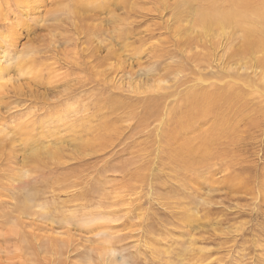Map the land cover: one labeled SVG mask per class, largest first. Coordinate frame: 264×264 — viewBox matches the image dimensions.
<instances>
[{
    "label": "rangeland",
    "instance_id": "374dc122",
    "mask_svg": "<svg viewBox=\"0 0 264 264\" xmlns=\"http://www.w3.org/2000/svg\"><path fill=\"white\" fill-rule=\"evenodd\" d=\"M29 1L2 6L9 22L16 23L12 12L22 20L0 29L2 66L12 69L35 55L38 67L32 73H39L46 89L52 84L58 91L74 75L68 70H80L71 71L69 63L79 65L78 52L89 53L96 44L97 58L86 67L98 75L85 68L80 75L89 83L71 89L70 99L51 104L46 112L31 98L22 116L0 120V134L8 137L16 121H30L36 137L48 135L36 142L39 157L15 136L18 158L1 179L9 188L0 195V264H264V250L256 246L264 247L256 227H264V221L255 219L264 181V63L257 64L264 62V50L244 53L241 30L228 24L189 22L192 7L186 4L179 8L188 10V19L176 21L174 0H99L109 3L110 11L101 6L95 18L89 13L85 22L100 30L94 46L86 42L91 31L85 26V33H75L85 37L81 45L66 38L76 13L71 7L78 1ZM224 8L236 7L226 3ZM253 39L244 36L243 41ZM13 72L0 83L44 90L28 81L31 74ZM230 97L233 103L225 104ZM207 110L213 114L204 115ZM7 151L1 145L0 156ZM70 154L79 159L71 160ZM23 155L30 161L22 163ZM177 157L199 162L192 171H178L175 167L183 163ZM20 175L33 185L25 183L21 194L20 187L17 193L10 190ZM19 195L22 201L29 198L16 208ZM189 212L192 225L185 223ZM113 249L119 259L110 255Z\"/></svg>",
    "mask_w": 264,
    "mask_h": 264
},
{
    "label": "bare ground",
    "instance_id": "6f19581e",
    "mask_svg": "<svg viewBox=\"0 0 264 264\" xmlns=\"http://www.w3.org/2000/svg\"><path fill=\"white\" fill-rule=\"evenodd\" d=\"M25 0H0V29H2V27H7L8 26V24H15L13 27H16V23H17V21H22L21 20V18L19 17V15L17 14V13H14V12H12V15H13V17H14V19L13 20H15L16 21V23L15 22H9V20H8V17H7V15H6V13L5 12H3L2 11V6L4 5V6H6V7H10V6H19L20 5V3L21 2H23V3H25L24 2ZM27 1V0H26ZM29 1V0H28ZM76 1H78V3L77 4H75V5H73L71 8L72 9H75L76 10V13H75V15H71V17H73V21H71V28H70V36L68 35V37H66L68 40V42L70 41V40H72V41H74L75 43H79V44H83L84 42H82V41H84L83 39L85 38V37H83V38H80V37H77V36H75V33H77V34H81V33H85V32H83L84 31V26H85V28H87V31H88V29L91 31H89L90 33V36H87L86 38V42H90L91 44L94 42V36L97 34L98 35V33L97 32H99V30H100V28L97 26V25H93V24H87L86 22H85V18H87L90 14L94 17V16H96V11H97V9H99V7H101V6H103L102 8H107V9H109L108 11H110V8L111 7H109V3H107V2H104L103 4H100V1L99 0H76ZM113 2H110V3H117V4H120V3H124L125 1L124 0H112ZM124 1V2H123ZM164 1V0H163ZM162 1V2H163ZM91 3L89 6L87 5V3ZM95 2H97V3H95ZM168 2V1H167ZM28 3V2H27ZM39 3V2H38ZM114 3V4H115ZM164 3H165V1H164ZM226 3H229L230 4V6H233V7H236V8H238L239 9V11L238 10H235L234 8H229V9H225L224 8V6H225V4ZM93 4H95V5H93ZM125 4V3H124ZM166 4V3H165ZM184 4H186L185 5V7L187 8H190V7H192L191 8V10H190V14L188 15L189 16V19H190V21L189 22H192V23H199L200 25H202L203 27H207V26H209V25H217V26H221V25H226V24H228V25H230V26H232L233 28L232 29H239V30H241V32H242V34H243V37H242V47H243V49H244V53L245 52H247V51H249V50H254V51H258V50H264V3H263V1L262 0H252L251 2L249 1V0H174L173 1V4H171L172 6V9H173V13L170 11V13H172L173 14V18L176 20V21H178V20H180V17H186V14L188 13V10L186 9V8H179V7H183V5ZM32 5V4H31ZM30 5V1H29V6H31ZM22 6H27L26 4H24V5H22ZM71 6V5H70ZM113 6V5H112ZM167 6V5H166ZM28 7V6H27ZM120 7H122V6H120ZM124 7H125V5H124ZM168 7V6H167ZM260 7V8H259ZM32 10H34V7H33V5L30 7ZM65 8V7H64ZM165 8V7H164ZM71 9V10H72ZM78 9L80 10H82L83 12L84 11H86V12H84L85 14H80V13H78ZM171 9V10H172ZM214 10V11H209V10ZM60 10H62L63 11V8L62 9H60ZM106 10V9H105ZM137 11H138V9H136ZM87 11H89V12H87ZM102 11V10H101ZM136 11V12H137ZM144 11V10H143ZM250 11H251V13H250ZM9 12V11H8ZM60 12V11H59ZM74 12V11H73ZM248 12L250 13V14H248ZM72 13V12H71ZM90 13V14H89ZM140 13V12H139ZM138 13V14H139ZM142 13V12H141ZM246 13V14H245ZM140 15V14H139ZM246 15H248V16H246ZM68 17H70L69 15H67ZM66 17V16H65ZM95 18V17H94ZM113 18V17H112ZM68 19V18H67ZM186 19H188L187 17H186ZM5 20H7V22H5V24H4V21ZM67 21V20H66ZM97 21V20H96ZM57 22V21H56ZM22 22H18V24H20V25H22L21 24ZM24 23V22H23ZM53 24H56V23H53ZM55 26V25H54ZM13 27L11 26V28L13 29ZM27 27H29V25L27 26ZM56 27H57V25H56ZM55 27V28H56ZM59 27V26H58ZM57 27V28H58ZM24 29V28H23ZM61 29V28H60ZM153 29V28H152ZM10 30V29H9ZM16 30V32H17V29H15ZM68 30V29H67ZM8 31V30H7ZM19 31V30H18ZM72 32H74V34H72ZM174 34H176V32H177V28L176 27H174ZM6 33V32H5ZM8 33V32H7ZM18 33V32H17ZM88 33V32H87ZM3 35V34H2ZM19 35H20V33H19ZM82 35V34H81ZM120 35V34H119ZM231 35V34H230ZM85 36V35H84ZM236 36V35H235ZM244 36L245 37H253L254 39L253 40H249V41H243V39H244ZM13 37V36H12ZM90 39H89V38ZM2 38V37H1ZM0 38V47L4 44L3 43V39H1ZM10 38V37H9ZM15 38V37H14ZM17 38H18V36H17ZM16 39V38H15ZM89 39V40H88ZM14 40V39H13ZM235 40V39H234ZM9 41V40H8ZM11 41V40H10ZM16 41V40H15ZM66 41V42H67ZM230 41V40H229ZM232 41H233V39H232ZM236 41V40H235ZM12 42V41H11ZM14 42V41H13ZM36 42V41H35ZM64 42V41H63ZM3 43V44H2ZM90 43H88V44H90ZM11 44V43H10ZM67 44H69V43H67ZM81 44V45H82ZM70 45H71V43H70ZM93 45V44H92ZM95 45V46H94ZM93 46V48H91L90 50H88V51H90L89 53H84L83 51H84V49L81 51V52H78V53H80V55L78 56L79 57V65H77L78 64V62H76V61H73V62H70L69 64V68H72V70L71 71H73V70H76V69H80L78 72H75V73H73V72H70V70H68L67 71V75H70V74H74L73 76H72V78H69L68 80H66L67 81V83H65V84H63L62 86H61V89L60 90H58V91H56V89H54L56 86H54V85H48L47 87L49 88V90L48 89H46V86L43 84L42 85V83L43 82H45V81H43L42 83L40 82V81H38L37 80V78L39 77V73H38V75H35L34 73H32L35 69H36V67H38V66H34V64H35V62H36V56L35 55H33V56H31V57H28L27 59H22L21 61H19L18 62V66H17V64H16V67L15 68H10V66L9 67H7L6 69L3 67V66H5V65H3L2 66V64L0 63V80H1V78L7 73V75H9L8 73L9 72H15L17 75H21L22 77L25 75H29V74H31V77H29V78H31L32 80H28V81H30V82H33L36 86H39V87H42L44 90H41L40 92H39V89H31L32 87L30 86V85H28V89H27V91H26V89L24 90L23 88H21V86L20 87H17V85H16V87H9V85H7L6 83H0V86H1V88L3 87V86H5V84H6V86L5 87H3L2 89L0 88V120H1V123H3V122H5V120L4 119H9V117H12V118H15L17 115H18V117L19 116H22L25 112H21V110L22 109H24V103L27 101V100H29L30 101V99L32 98H34V99H36V100H34L33 99V103L34 102H41V103H43L46 107H43L42 109L44 110V112H46L50 107H51V104H54V103H58L59 101L61 102L62 100H63V98L64 97H66L67 99H70L72 96H70L72 93H73V91L71 90V89H73L74 87H76V86H82V87H84V86H86L88 83H89V80H85L84 79V77H83V75L81 76L80 75V73H82V71L86 68L87 70H89L90 72H91V74L93 75L94 74V77H96L97 75H98V72H96L95 70H91L89 67H86L87 66V63L88 62H90V61H94L96 58H97V56H96V53H97V51H99V50H97V48H98V46L96 45V44H94ZM11 46V45H10ZM44 46V45H43ZM47 46H48V44H47ZM74 46H76V44L74 45ZM126 46V45H125ZM124 46V47H125ZM78 47V46H77ZM90 47H91V45H90ZM97 47V48H96ZM100 47V46H99ZM240 47V46H239ZM82 48V47H81ZM67 49V48H66ZM101 49V48H100ZM235 49V48H234ZM32 50V49H31ZM114 50V49H113ZM212 50H213V48H212ZM232 50V49H231ZM230 50V51H231ZM240 50V49H239ZM235 52V50H233V53ZM23 53V52H22ZM232 53V52H231ZM237 53V52H236ZM239 53V52H238ZM241 53L243 54V51H241ZM21 55V54H20ZM64 55H65V53H64ZM73 55V54H72ZM98 56H99V54H98ZM5 57V56H4ZM75 58H76V55H75ZM261 58H264V56H262ZM42 59V58H41ZM48 59V58H47ZM67 60V59H66ZM66 60H65V63H66ZM45 61V60H44ZM97 61V60H96ZM43 62V61H42ZM76 62V65L74 64ZM39 63V62H38ZM263 61H257V64L259 65V66H261V65H263ZM92 64V63H91ZM99 64V63H98ZM38 65V64H37ZM42 65V64H41ZM95 65H96V62H95ZM93 66V65H92ZM56 67V66H55ZM47 68V67H46ZM57 69V68H56ZM46 70H48V69H46ZM55 71V70H54ZM13 72V73H14ZM36 72H38V71H36ZM66 73V72H65ZM15 74V75H16ZM48 74H50L49 72H48ZM53 74H51V76H52ZM11 76V75H10ZM50 76V75H49ZM56 76H57V74H56ZM263 76V75H262ZM19 77V76H18ZM21 77V78H22ZM41 77V76H40ZM52 77H54V76H52ZM70 77V76H69ZM242 78V77H241ZM263 78H264V76H263ZM50 79V78H49ZM99 79V78H98ZM40 80V79H39ZM43 80V79H42ZM46 80H47V78H46ZM92 80H93V77H92ZM96 80V79H95ZM53 80H51V81H48L49 83H51ZM56 81V83L58 82V80H55ZM97 81V80H96ZM186 82V81H185ZM15 83V82H14ZM218 83V82H217ZM12 84V83H11ZM15 84H17V83H15ZM46 84V83H45ZM57 84H60V83H57ZM56 84V85H57ZM94 84H96V82H94L93 83V85ZM177 85H178V83H177ZM12 86H13V84H12ZM15 86V85H14ZM26 86V85H25ZM50 86V87H49ZM212 86H213V84H212ZM93 88V87H92ZM218 88H219V86H218ZM228 88H230V87H227V90H230V89H228ZM54 89V90H53ZM77 89V88H76ZM51 90H53L52 92H51V94L49 95L48 94V91H51ZM75 90V89H74ZM160 90V89H159ZM213 90V89H212ZM215 90H217V89H215ZM214 90V91H215ZM226 90V91H227ZM205 91V90H204ZM208 91V90H207ZM206 91V92H207ZM54 92H56V94H54L53 95V93ZM206 92H204V94H205V96H206ZM216 92V91H215ZM218 93H220L219 91H217ZM231 92V91H230ZM31 94H32V97H31ZM203 94V93H202ZM208 94V93H207ZM209 94H210V92H209ZM234 94H236L235 93V91H234ZM89 95V94H88ZM62 96V97H61ZM233 96V95H232ZM231 96V97H232ZM237 96V95H236ZM214 97V96H213ZM227 97V96H226ZM231 97L227 100V99H225V100H227V101H225V104H227V105H230V103H233L232 102V100H231ZM210 98V97H209ZM208 98V99H209ZM222 99H223V97H221ZM236 99V98H235ZM234 100V99H233ZM100 100H98V102H99ZM96 102H97V100H96ZM97 102V103H98ZM93 103V102H92ZM208 103H209V105H213L214 103H215V101L213 102L212 101V99H210L209 101H208ZM246 103V102H245ZM224 104V103H223ZM224 104V105H225ZM97 105V104H96ZM217 106V103L215 104V107ZM235 106V105H234ZM212 107H214V105L212 106ZM219 107H220V105H219ZM236 107V106H235ZM221 108V107H220ZM85 109H87V108H85ZM206 109H207V107H206ZM209 109V108H208ZM211 109H214V108H211ZM219 110V109H218ZM229 110V109H228ZM225 112V111H224ZM218 113V112H217ZM204 115H212L213 114V112H211V111H209V110H207L206 112H204L203 113ZM242 114V113H241ZM217 116L216 117H220L221 115L220 114H216ZM220 115V116H219ZM28 117V116H27ZM206 117V116H205ZM17 118V117H16ZM11 119V118H10ZM35 119V118H34ZM15 121V120H14ZM24 121H26V120H24ZM33 121V120H32ZM224 121H225V119H224ZM19 122H17L16 121V123H15V126L13 127V128H11V136L10 137H8V134H4V135H2V134H0V148H1V145H4V146H7L8 147V151L6 152V153H4L3 155H4V157H1L0 156V186L2 187V191H0V195H2V194H4V191H6V190H8V189H5V188H9V185L7 184V186H3L4 184H2L3 183V181L1 180L2 178H4L5 177V175L7 176L8 174L6 173L7 171H9L10 170V163H12V162H16L17 161V158H18V150L20 149L19 147H17L16 146V144L14 143V139H15V136L16 137H18L22 142H21V144H24V148L23 149H26V150H29V151H31L32 153H34V155L36 156V157H39V153H40V150H38L37 149V147H35V145H39L38 143L36 144V142H37V140L38 139H41V138H45L46 136H48V135H46L47 134V132H45V134H42V137L40 138V137H36V135L35 134H33L32 132H31V130L33 129V127H32V125L31 126H29L30 125V121H27V122H24V123H21V124H18ZM44 124L45 125H48V126H52V125H50V124H46L45 122H44ZM3 125V124H2ZM1 125V126H2ZM213 128H214V125L212 126ZM10 128V127H9ZM42 128V127H41ZM34 130V129H33ZM208 130H209V128L208 129H205V131H207L208 132ZM213 131V130H212ZM167 132V131H166ZM165 132V133H166ZM205 133V135L206 134H208V136H209V133ZM171 133H172V131H171ZM204 133V132H203ZM202 133V134H203ZM212 133H214V132H212ZM177 134V133H176ZM176 134H175V136H176ZM46 135V136H45ZM175 136H173L174 138H175ZM167 137V136H166ZM187 137V136H186ZM188 138V137H187ZM183 141V140H182ZM42 142H43V140H42ZM187 143H189L188 141H187ZM186 143V144H187ZM181 144H184V142L183 143H181ZM31 145V146H30ZM185 145V144H184ZM188 145V144H187ZM179 146V145H178ZM164 147V146H163ZM185 147V146H184ZM187 147V146H186ZM183 148V147H182ZM189 148H191L190 146L188 147V149ZM176 148L174 147V150H175ZM183 150H185L184 148H183ZM189 150H191V149H189ZM189 150L187 151L188 153H189ZM181 151V150H180ZM191 152V151H190ZM169 153V152H168ZM178 153H180L179 151H178ZM196 153V152H195ZM185 154V153H184ZM195 155V154H194ZM167 156V155H166ZM70 158H71V160L72 159H79V158H77L75 155H73V154H70ZM176 160L177 161H179V162H181V163H183L182 165H183V167L181 166V164H179V165H177L175 168H176V170H180V169H182V168H184L185 170H187V171H192V170H194L195 169V167L194 166H196L197 164H198V162H199V160H197V161H194V157H193V162H191V161H188V160H186V161H184L185 159H180L179 157H177L176 158ZM28 161H30L25 155H23V157H22V163H26V162H28ZM68 161H66V162H63V164H66ZM169 162V161H168ZM173 162V161H172ZM172 164V163H171ZM69 164H67V165H64V167H67ZM186 166V167H185ZM70 168H73V167H70ZM173 168V167H172ZM6 171V172H5ZM173 171V170H172ZM262 171V170H261ZM176 172L177 171H175L173 174H176ZM12 175H13V173H11ZM135 175V174H134ZM137 175V174H136ZM30 178H36V177H30ZM14 179H17L18 180V183L16 184V185H13L12 186V188L10 189V190H14L16 193H17V189L15 188V187H20V189L18 190V191H20L21 190V192L19 193V194H21L22 193V191L24 190V185H25V183L28 185H30L29 187H31V186H33V185H31V183H30V181L29 180H27V181H25V180H23V177H22V175H20V179H18V178H16V177H14ZM31 180H33V179H31ZM178 180H179V178H178ZM224 180V179H223ZM98 181V180H97ZM179 182V181H178ZM32 183H36V182H32ZM45 184H47L48 185V183L47 182H45ZM191 184V183H190ZM231 184V183H230ZM260 184L262 185V187H261V194L259 195V199H258V210H257V212L255 213V219H256V221L257 222H259V223H262L261 221H264V214H261V213H264V188H263V186H264V181H261L260 182ZM232 185V184H231ZM26 186V185H25ZM232 187V186H231ZM235 187V186H234ZM124 188V187H123ZM128 189V188H127ZM234 190V189H233ZM11 193H13V192H11ZM254 193V192H253ZM258 193V192H257ZM14 194V193H13ZM85 194V192L84 193H79L78 195H74V196H72L71 197V199L73 198V199H75V198H80L81 196H83ZM28 195H29V193H28ZM106 195V194H105ZM257 195V194H256ZM21 196L22 195H19V198L18 199H16V203L14 204V206L16 207V208H20L21 206H20V202H24V201H28V198L29 197H27V200H23L22 201V199H20L21 198ZM181 197V196H180ZM185 197V196H184ZM175 199H176V196L174 197ZM173 198V199H174ZM189 198V197H188ZM188 198H186L185 197V199H187L188 200ZM32 199V198H31ZM190 199V198H189ZM20 200V201H19ZM64 200V199H63ZM67 200H69V198H67V199H65L64 200V202H67ZM178 200L180 201V198L178 197ZM256 200V199H255ZM186 201V200H185ZM173 202V201H172ZM188 202V201H187ZM191 202V201H190ZM189 202V203H190ZM64 204V203H63ZM170 204H171V202H169L168 204H167V207H170ZM178 204V203H177ZM176 204V205H177ZM129 205V204H128ZM175 205V204H174ZM192 205V204H191ZM191 205H189V206H191ZM256 205V204H255ZM181 206V205H180ZM185 206V205H184ZM174 207H176V206H174ZM177 207L179 208V204L177 205ZM189 208V207H188ZM195 208V207H194ZM181 209H182V206H181ZM184 210H183V212L185 211V208H183ZM197 209V208H196ZM203 209V208H202ZM11 210H13L14 211V208H12ZM172 210V209H171ZM175 210H177V208H175ZM190 210V209H189ZM216 210L217 211H219L220 209H218V208H216ZM173 211V210H172ZM208 211V210H207ZM206 211V212H207ZM220 211H222V210H220ZM249 211V210H248ZM175 212V211H174ZM190 212H191V210H190ZM188 213L187 214V217H186V221H185V223H187V225H192L191 223L192 222H194V218H193V215L194 214H192V213ZM210 212V211H209ZM214 212V211H213ZM222 213V212H221ZM111 214V213H110ZM165 214L167 215L168 213L167 212H165ZM183 216H184V214H182ZM209 215V214H208ZM216 215V214H215ZM169 216H172V212L171 213H169ZM180 216V215H179ZM183 216H181V218L180 219H182L183 218ZM185 217V216H184ZM175 218V217H174ZM113 219V218H112ZM165 219V218H164ZM177 219V218H176ZM179 219V220H180ZM185 219V218H184ZM163 220V219H162ZM168 220V219H167ZM198 220H200V219H197V221ZM261 220V221H260ZM111 222V221H110ZM184 222V221H183ZM132 223V222H131ZM181 224V223H180ZM128 225V224H127ZM131 225V224H130ZM129 225V226H130ZM182 225V224H181ZM185 225V224H184ZM262 225L264 226V223H262ZM94 226V225H93ZM96 226V225H95ZM99 226V225H98ZM104 226H107V228H108V226H109V229L111 228V229H115V228H118V227H116L115 225H113V226H110V225H104ZM125 226V225H124ZM123 226V227H124ZM146 226V225H145ZM183 226V225H182ZM211 226V225H210ZM85 227H86V225H85ZM256 227H259V229H261V230H259L258 232H260L259 234V236H263L262 238H264V227H262V226H260L259 224H258V226H256ZM255 227V228H256ZM96 228V227H95ZM95 228H93V231H95ZM101 228V227H100ZM148 228V227H147ZM194 228H196V227H194ZM119 230L121 229V228H118ZM153 230H155V228H152ZM186 229V228H185ZM192 229V228H191ZM190 229V230H191ZM256 229H258V228H256ZM88 230V229H87ZM150 229H148V231H149ZM90 232L92 231V229H90L89 230ZM88 231V232H89ZM92 231V232H93ZM100 231V230H99ZM115 231V230H114ZM151 231V230H150ZM193 231V230H192ZM97 233V232H96ZM149 233V232H148ZM152 233V232H151ZM190 233V232H189ZM195 233V232H194ZM115 234V233H114ZM150 234V233H149ZM112 235V234H111ZM192 235V234H191ZM190 236V235H189ZM256 236H258V235H256ZM255 236V237H256ZM60 237V236H59ZM206 237V236H205ZM208 237V236H207ZM246 237V236H245ZM148 238H150V237H148ZM106 239V238H105ZM109 241L108 242H110V241H112L113 239H111V238H107ZM105 241H107V240H105ZM83 242V241H82ZM113 242V241H112ZM260 243V242H259ZM257 244V243H256ZM154 246V245H153ZM196 246V245H195ZM258 248L260 247V249H262V250H264V247H263V245L261 246V245H256ZM103 247V246H102ZM48 248V247H47ZM149 249V248H148ZM160 251V250H159ZM169 251V250H168ZM184 251H186V249L184 250ZM183 251V252H184ZM188 251V250H187ZM190 252V251H189ZM172 253V252H171ZM191 253V252H190ZM107 254V253H106ZM156 254H158V253H156ZM178 255V254H177ZM259 256V255H258ZM106 257V256H105ZM180 257V256H179ZM260 257V256H259ZM54 258V257H53ZM174 259V258H173ZM220 260V259H219ZM191 262V261H190ZM223 262V261H222Z\"/></svg>",
    "mask_w": 264,
    "mask_h": 264
},
{
    "label": "clouds",
    "instance_id": "9594fccd",
    "mask_svg": "<svg viewBox=\"0 0 264 264\" xmlns=\"http://www.w3.org/2000/svg\"><path fill=\"white\" fill-rule=\"evenodd\" d=\"M111 256H113V257H115L116 259H119V255H118V253H117V251L116 250H111V254H110Z\"/></svg>",
    "mask_w": 264,
    "mask_h": 264
}]
</instances>
